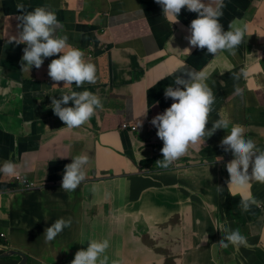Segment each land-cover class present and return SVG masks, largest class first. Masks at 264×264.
<instances>
[{"label": "crops", "instance_id": "1", "mask_svg": "<svg viewBox=\"0 0 264 264\" xmlns=\"http://www.w3.org/2000/svg\"><path fill=\"white\" fill-rule=\"evenodd\" d=\"M20 3L25 11L51 5L61 24L56 35L66 34L96 67L95 84L70 86L103 103L79 128H67L50 107L69 91L48 76V64L62 53L22 72L26 45L6 42L17 32ZM223 3L224 30L233 20L248 25L234 55L206 48L189 54L185 37L197 14L182 9L174 23L155 0H0V164L17 165L14 176L0 174V250L27 256L0 264H71L90 239L109 240V264H264V184L251 183L247 192L261 205L242 212L240 195L227 187L233 154L220 147L238 124L264 149V0ZM241 69L247 76L234 81ZM190 70L207 71L216 96L206 128L221 117L232 123L164 168L156 162L163 142L151 120L173 103L164 91L175 87V75ZM81 154L90 158L86 180L65 192L64 167ZM16 176L38 187L24 189ZM60 217H70L71 227L46 241L45 229ZM225 228H239L247 247L221 248Z\"/></svg>", "mask_w": 264, "mask_h": 264}, {"label": "clouds", "instance_id": "2", "mask_svg": "<svg viewBox=\"0 0 264 264\" xmlns=\"http://www.w3.org/2000/svg\"><path fill=\"white\" fill-rule=\"evenodd\" d=\"M155 2L162 7L164 17L174 23L178 22L182 9L186 8L189 12L197 14L190 22V35L185 37L191 47L184 50L189 54L192 48L201 50L206 48L207 53L213 56L223 51L234 55L238 46L244 42L248 31L246 23L233 20L229 22L228 30H224L220 23L223 16V0H155ZM16 7L20 13L16 17L19 21L17 32L15 35H8L6 42L26 45L21 58V71L30 73L33 66L36 69L41 68L45 58L62 53L59 58L52 59L48 64V76L56 82L53 86L64 82V86H69V91L61 95L60 99L52 98L50 107L67 128H79L88 123L97 109H103L102 100L91 91L77 92L71 90L70 86L74 83L76 88H81L85 83L95 84V65L84 59V52L80 48L68 43L69 38L66 34L56 35L61 24L51 5L37 6L32 11H25V5L22 3ZM241 76H247L244 69L232 73L234 81H239ZM208 78L207 71L190 70L175 75V87L169 85L165 88V99L171 98L173 103L151 120V124L157 129V137L163 142L160 149L163 159L156 161L161 167L167 168L184 156L190 145L204 142L205 137H211L218 129H228L232 123L230 119L221 117L212 123L210 129L206 128L216 101L212 88L206 82ZM242 92L243 89L234 84V93L240 95ZM70 101L74 106H65ZM137 126L141 127L142 121L139 120ZM220 147L225 152L231 151L233 154L225 167L230 177L227 181L230 194H239L241 197L238 207L242 212L250 211L252 206L259 207L261 202L247 190L252 182L264 184V149L246 138L244 128L238 124L232 125L230 132L221 140ZM89 159L87 154H81L65 165L61 183V188L65 192H74L86 180L85 167ZM222 159L217 157V161ZM16 172L17 165L11 160H5L0 164V174L14 176ZM95 190L94 185L92 191ZM71 224L70 217L57 218L45 229V240L53 241L64 229L70 228ZM223 231V238L218 243L221 248H228L229 245L236 248L247 247V238L239 228L234 230L225 228ZM204 239L206 241L207 237ZM109 246L108 239H90L87 249L78 250L71 264H109V257L105 254ZM112 264L119 262L114 260Z\"/></svg>", "mask_w": 264, "mask_h": 264}, {"label": "built area", "instance_id": "3", "mask_svg": "<svg viewBox=\"0 0 264 264\" xmlns=\"http://www.w3.org/2000/svg\"><path fill=\"white\" fill-rule=\"evenodd\" d=\"M91 56V55H90ZM128 124H124L122 128L126 129L128 128ZM133 130H136V128H133ZM15 180L19 182L24 189H33L37 187V184L33 181H30L29 179H26L24 176H16Z\"/></svg>", "mask_w": 264, "mask_h": 264}, {"label": "water", "instance_id": "4", "mask_svg": "<svg viewBox=\"0 0 264 264\" xmlns=\"http://www.w3.org/2000/svg\"><path fill=\"white\" fill-rule=\"evenodd\" d=\"M13 256L20 257L21 259L20 263H23L24 258L27 257V256H24V254H22L21 252H14L13 250H7L6 252L2 253L0 250V260H5Z\"/></svg>", "mask_w": 264, "mask_h": 264}, {"label": "rangeland", "instance_id": "5", "mask_svg": "<svg viewBox=\"0 0 264 264\" xmlns=\"http://www.w3.org/2000/svg\"><path fill=\"white\" fill-rule=\"evenodd\" d=\"M75 256V255H74ZM16 259H18V258H16Z\"/></svg>", "mask_w": 264, "mask_h": 264}]
</instances>
